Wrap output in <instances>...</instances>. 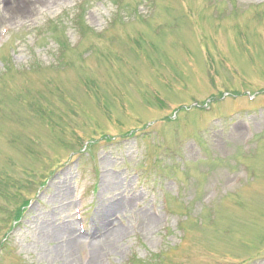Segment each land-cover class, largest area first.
I'll return each instance as SVG.
<instances>
[{"label":"rangeland","instance_id":"rangeland-1","mask_svg":"<svg viewBox=\"0 0 264 264\" xmlns=\"http://www.w3.org/2000/svg\"><path fill=\"white\" fill-rule=\"evenodd\" d=\"M145 1L0 0V264H264V0Z\"/></svg>","mask_w":264,"mask_h":264},{"label":"bare ground","instance_id":"bare-ground-1","mask_svg":"<svg viewBox=\"0 0 264 264\" xmlns=\"http://www.w3.org/2000/svg\"><path fill=\"white\" fill-rule=\"evenodd\" d=\"M115 180L111 182L112 186H115ZM56 191L62 193L63 187L62 185L59 187V185L55 188ZM63 195V193H62ZM61 195V196H62ZM64 196V195H63ZM125 202H119V207H124ZM63 206V205H62ZM63 209V207H62ZM145 220L148 224H153V219L151 217H148V215H144ZM45 230H48L51 234L53 231L58 232L59 234L64 233V241L63 244L60 245V250L64 251L67 255V261L68 264H73V258H72V251L71 247L75 243V239L72 238V236L75 234H72L74 232V224L72 221H66L61 226H58L57 229H53L51 225H47ZM47 231V232H48ZM91 232L93 233L94 238L92 239V258L95 256H98L100 252L104 248H109L110 243H112V240L119 239L123 234L124 230L121 228H115L114 224L111 222V212H104L103 214H98L95 220V223L92 225ZM50 237V234H44V239L48 240ZM90 238V236H89ZM112 239V240H110ZM110 240V243H109Z\"/></svg>","mask_w":264,"mask_h":264},{"label":"trees","instance_id":"trees-1","mask_svg":"<svg viewBox=\"0 0 264 264\" xmlns=\"http://www.w3.org/2000/svg\"><path fill=\"white\" fill-rule=\"evenodd\" d=\"M79 21H81V18H80V16H79ZM81 28V35L82 36H84V34L86 33V32H90L89 31V29L87 28V27H85V26H82V27H80ZM54 31L56 32V29L54 28ZM56 40V39H55ZM54 40V41H55ZM56 45H57V50H59V54L60 55H62V54H64V52L66 51V50H69V45L67 46V44H66V40H56Z\"/></svg>","mask_w":264,"mask_h":264}]
</instances>
